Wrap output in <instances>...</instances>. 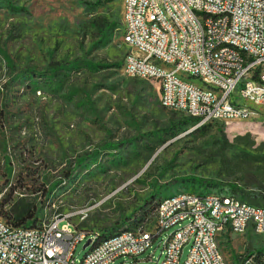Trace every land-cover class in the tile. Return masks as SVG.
<instances>
[{"label": "rangeland", "instance_id": "rangeland-1", "mask_svg": "<svg viewBox=\"0 0 264 264\" xmlns=\"http://www.w3.org/2000/svg\"><path fill=\"white\" fill-rule=\"evenodd\" d=\"M123 15L122 0H0V217L28 209L30 223L90 207L72 222L102 238L184 191L264 206V107L228 124H185L160 105L156 81L123 72ZM97 17L119 26L107 41ZM248 232L221 240L229 263L260 244ZM159 254L156 241L109 264H155Z\"/></svg>", "mask_w": 264, "mask_h": 264}, {"label": "built area", "instance_id": "built-area-1", "mask_svg": "<svg viewBox=\"0 0 264 264\" xmlns=\"http://www.w3.org/2000/svg\"><path fill=\"white\" fill-rule=\"evenodd\" d=\"M185 2H193L198 18L189 17ZM142 3L154 5V17L158 19L154 0H122L123 16L131 21V31L122 34L128 49L122 64L130 62L131 70L123 72L132 78L156 81L160 105L190 106L191 119L225 124L248 119L256 109L264 107V99L256 100V93L264 92V0H164L172 12L173 7L181 9V16L175 19L183 26V33L172 34V40H165V33H171L168 29L157 32L140 23ZM228 12L236 13V27H229ZM221 37H235L248 45L253 60L244 62L228 49H210L211 39ZM152 55H160L163 70H150ZM229 71H237V79H229ZM178 73L213 77L215 92L205 95L198 84L178 82ZM236 81H245L243 102H233L232 85ZM239 199L190 192L156 206L135 234L120 235L103 244H93L96 232L72 222L73 218L85 220L90 207L55 215L46 223L36 222L34 227L0 217V264H76V247L87 238L91 249L78 264H109L119 257H136L156 241L160 254L155 264H179L186 244L190 247L182 264H225V243L219 242V234H226L227 242L230 240L228 223H235L239 230L240 226L258 224L259 234L255 236L260 244L253 250H264V206L250 211L239 207ZM174 206H186V213L168 215V208ZM253 250L235 251L238 264H250ZM257 264H264V259Z\"/></svg>", "mask_w": 264, "mask_h": 264}, {"label": "bare ground", "instance_id": "bare-ground-1", "mask_svg": "<svg viewBox=\"0 0 264 264\" xmlns=\"http://www.w3.org/2000/svg\"><path fill=\"white\" fill-rule=\"evenodd\" d=\"M154 3L157 6L158 19L154 17V5L149 3H142L143 15H140V23H144V26H152L153 29L157 30V32H166V29H168V31L171 33H165V40H172V34H182L183 26L179 24L178 19H175V16H181L180 7H173V12H172L171 9H168L166 7L164 0H154ZM185 10H189L190 18H198V11L196 10V7H193V2H185ZM160 19L164 21V24H162ZM236 23H237L236 13L228 12L229 27H236ZM122 26L125 29L124 34H128L131 31V21H128V16H124L122 21ZM121 42H122L121 45H123L127 49V40H123ZM219 48L228 49V51H231V53H236V57L244 58V62H251V60H253V53L250 50H248V45H246L241 41H238L235 37H221V38L211 39L210 49H219ZM127 56H128V52L124 56V59ZM122 68L123 71H130L131 63L123 62ZM150 70H163V60H161L160 55H152ZM183 75H187L188 77H190L188 73H178V82L190 83L181 77ZM261 75H264V67H261ZM229 79H237V71H229ZM199 80L201 81V85H198V89L205 90V95H212L215 92V81L213 77L202 76L201 78H199ZM238 86H240V88H237ZM244 89H245V81H236L233 83L232 85L233 102H243ZM263 99H264V92H257L256 100H263ZM161 106L165 109L182 113L188 116L189 118H192L193 116V108L190 106H186V105H178V106L161 105ZM209 122H214V121L197 120L196 124L200 126ZM187 193L190 192H186V191L179 192L175 195L161 198L156 202L155 207L162 205V203H168L172 200H178L184 197V194ZM208 194H210V197H220V195H224L225 197L233 196L230 194L220 193V192L205 193L200 195H208ZM239 207H248L250 211L260 210V206L248 203L242 199H239ZM184 213H186V206H174V208H168V215L184 214ZM46 219L47 218H42L36 222L46 223ZM36 222L32 221L30 223H27V227H34ZM138 225H140V223L131 225L130 227L122 228L119 231L102 238H100V235L98 233H95L93 236V244H103L106 241L114 239L120 235L135 234L138 231ZM248 231H252L253 233L258 235L259 225L248 224V226H240V230H239L235 227V223L227 224L228 235L233 236V234H242V233H247ZM226 236H227L226 234H219V242L223 238H226ZM261 236L264 237V231L261 232ZM88 246H90L91 249V242L88 243ZM224 259H225V264H228L225 257ZM260 259H264V251L253 250L250 264H257V262H260Z\"/></svg>", "mask_w": 264, "mask_h": 264}, {"label": "trees", "instance_id": "trees-1", "mask_svg": "<svg viewBox=\"0 0 264 264\" xmlns=\"http://www.w3.org/2000/svg\"><path fill=\"white\" fill-rule=\"evenodd\" d=\"M96 30L98 31V34L100 37L107 41L109 37L112 35V32L116 30L119 26L115 22H108L106 18L97 17L96 18ZM197 120L194 119H187L185 121V124L192 123V125L196 124ZM246 196H243L245 198ZM31 213L29 214L28 209H19L17 211V215L15 217V224H21L25 221L26 218H29ZM115 233V232H114ZM105 236V235H104ZM103 237V236H102Z\"/></svg>", "mask_w": 264, "mask_h": 264}, {"label": "crops", "instance_id": "crops-1", "mask_svg": "<svg viewBox=\"0 0 264 264\" xmlns=\"http://www.w3.org/2000/svg\"><path fill=\"white\" fill-rule=\"evenodd\" d=\"M121 26H122V21H121ZM120 31H121V27H120ZM126 50H127V49H126ZM158 92H159V90H158ZM222 240H225V238H223ZM220 242H221V241H220ZM227 262H228V261H227ZM237 263H238V260H237V259H234L232 263H231V262H230V263L228 262V264H237Z\"/></svg>", "mask_w": 264, "mask_h": 264}, {"label": "water", "instance_id": "water-1", "mask_svg": "<svg viewBox=\"0 0 264 264\" xmlns=\"http://www.w3.org/2000/svg\"><path fill=\"white\" fill-rule=\"evenodd\" d=\"M88 243H89V240H87V241L83 244L82 249H85V248L88 246Z\"/></svg>", "mask_w": 264, "mask_h": 264}]
</instances>
